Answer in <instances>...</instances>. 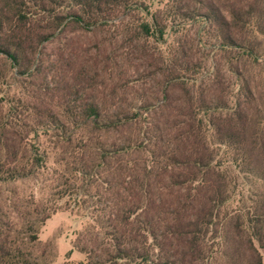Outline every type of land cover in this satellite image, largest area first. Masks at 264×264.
Wrapping results in <instances>:
<instances>
[{"label":"trees","instance_id":"obj_1","mask_svg":"<svg viewBox=\"0 0 264 264\" xmlns=\"http://www.w3.org/2000/svg\"><path fill=\"white\" fill-rule=\"evenodd\" d=\"M218 1L171 0L164 10L151 14L137 0H0V85L7 68L33 79L31 93L19 98L27 120L22 122L16 105L8 110L0 105V179L33 171L36 161L23 164L20 154L27 148H16L15 140L29 123L50 130L66 122L106 121L105 105L88 96L90 74L79 63V54L71 51L68 32L103 30L119 20L126 24L138 11L150 21H142L136 31L164 42L167 10L187 20L200 16L217 32L220 60L213 62L214 74L205 85L187 76L195 64L182 42L161 56L162 77L170 85L154 113L160 119L159 115L176 111L171 121L174 131L167 132L169 121L156 126V115H149L144 130L153 133L154 148L129 144L115 152L108 188L114 201L109 219L114 225L109 247L98 256L100 264H141L155 253L173 264H215L217 254L226 256L228 263H238L233 257L238 253L247 255L249 264H264V93H256L245 71L263 59L264 0H232L225 10ZM131 25L127 21L126 29ZM63 38L61 52L46 50V43ZM224 71L238 77L237 96H227ZM172 88L182 92L181 102L170 100ZM115 109L118 125L133 124L131 117L122 116V108ZM141 109L140 116L150 112ZM164 134L172 140L163 141ZM215 145L233 149L238 173H248L261 183L248 198L250 205L241 207H246L245 214L236 219L226 206L236 194L238 179L216 162ZM134 155L140 158L133 159ZM77 156L81 162L76 177L97 182L99 170L87 172L84 154ZM108 160L99 152L94 167ZM229 225L239 245H231L227 254L223 241ZM7 234L0 228V264H26L9 257Z\"/></svg>","mask_w":264,"mask_h":264},{"label":"rangeland","instance_id":"obj_2","mask_svg":"<svg viewBox=\"0 0 264 264\" xmlns=\"http://www.w3.org/2000/svg\"><path fill=\"white\" fill-rule=\"evenodd\" d=\"M137 1L144 3L152 14L164 10L171 0ZM231 1L219 0L218 3L225 10L224 5ZM191 6L194 12L195 8ZM166 13L164 42L146 38L136 31L142 21H150V17L138 11L126 19V24L130 20L132 22L128 29L126 24H121L124 20H119L103 30H71L67 33L66 39L72 44L71 51L79 54V63L90 74L86 84L88 96L105 105L108 110L104 117L106 121L102 124L66 122L50 130H39L38 126L29 123L17 136L16 148H27V152L23 150L20 154L22 163L30 164L33 158L36 162L33 171L26 176L20 173L15 177L3 175L0 179V228L8 233L9 257L12 260L26 264H100L98 256L109 247V234L114 225L109 219L114 201L108 188L113 182L114 171L111 168L116 160L115 152L129 144L138 148H154L153 133L145 132L144 128L148 116L156 115L155 108L162 105L163 90L170 85L162 77L161 56L171 52L179 41L182 42L195 64L186 74L197 80L199 85L208 82L214 74L213 62L220 60L215 27L200 16L187 20L169 10ZM64 40L52 39L46 43V50L53 48L56 53L61 52ZM261 47L262 61L245 67L258 95L259 92L264 93V42ZM151 54L153 57L149 58ZM224 73L227 96H237L238 77L231 72ZM3 76L0 105L7 110L16 105L17 113L24 122L28 116L27 109L19 98L31 93L29 82L33 79L10 68L3 69ZM170 100L181 102L182 92L172 88ZM118 106L123 110L122 116L131 117L133 124L120 126L116 123L114 114ZM142 107L150 110L148 115L140 116ZM175 114L176 111L164 117L159 115L160 119L156 115V126L169 121L166 123L167 132H172L171 121ZM164 136L163 141L172 140L171 136ZM211 139L214 140L213 137ZM215 150L216 162L230 172L232 178L238 179L236 194L226 206L229 216L236 219L238 214H245L246 207L244 210L241 207L250 205L248 198L261 183L248 173H238L240 168L235 162L233 149L215 145ZM99 152H104L109 160L108 164L95 168L94 156ZM79 153L84 154L87 172L99 170L97 182L76 177L81 162L77 156ZM132 158L137 160L140 156ZM53 209L56 211L45 219ZM228 227L223 245L229 248L227 254H230V246L237 247L239 243L231 226ZM34 235L38 236V240H33ZM261 254L264 263V249ZM217 256L215 264H249L248 256L243 253L233 254L238 263H228L227 257L222 254ZM141 264L173 262L155 253L151 254L150 261Z\"/></svg>","mask_w":264,"mask_h":264}]
</instances>
